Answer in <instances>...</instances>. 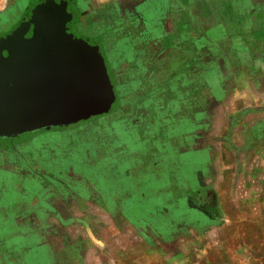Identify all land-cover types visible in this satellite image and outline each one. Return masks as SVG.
<instances>
[{"label":"crops","instance_id":"crops-1","mask_svg":"<svg viewBox=\"0 0 264 264\" xmlns=\"http://www.w3.org/2000/svg\"><path fill=\"white\" fill-rule=\"evenodd\" d=\"M157 6L132 67L165 88L160 143L98 182L0 159V264H264V0Z\"/></svg>","mask_w":264,"mask_h":264},{"label":"flooded vegetation","instance_id":"flooded-vegetation-1","mask_svg":"<svg viewBox=\"0 0 264 264\" xmlns=\"http://www.w3.org/2000/svg\"><path fill=\"white\" fill-rule=\"evenodd\" d=\"M46 1L51 0H18L12 2L8 11L0 13V38L9 35L17 27L31 20L34 12L39 9V5ZM55 3L59 10L66 8L67 14L69 15L65 19L67 32L72 34L74 38L80 39L75 32V28H78L87 38L94 39L98 34L103 35L104 42H101L100 45L93 44L90 47L100 48V51L103 52L104 61L108 62L107 72L113 76L114 101L112 107L108 112L92 115L87 119L74 123L50 125L49 127L46 126L34 131L17 133L10 136H0V138H6L12 142L32 133L57 132L63 134L69 130H73L75 126L93 123L94 120L111 114L113 118L111 124L112 129H114L113 135L110 138L108 137L109 135L99 136L97 133L98 140L96 144L100 152L98 153L96 150L98 154L95 160H91L92 150L82 145V143L88 145L92 139L88 141L83 136L79 142H71L66 146L67 148L68 146L74 147V149L78 145L79 147L82 146L81 152L84 153L86 160L84 158L81 165L77 161L79 166L71 165V167H66V169L62 167L57 171V176L52 175L51 172H47L41 177L44 182L55 181L53 177H60L62 179H68L69 181L71 179L74 180V178L84 177L88 180L98 182L99 175H101L98 168L110 161L113 154L124 153L127 157V153L130 150L128 149L129 146L134 143L148 142L143 138V130L150 132L149 143L151 142L153 146H157L160 143V132L166 133L165 126L167 127V120L163 117V111L161 110L162 107H165L163 106L164 103L161 97L162 93L165 92V88H156L152 81L138 85L136 81L138 73L132 67L134 64H138L140 66L139 74H141L146 69V65H149V60H146L148 62H145V65H143L144 60L137 56H140V54L144 53L150 47V43L146 40V37L149 36L150 25L153 23L151 21L155 19L158 22L162 9L157 6L159 0H113L111 3L103 2L100 4H91L88 0H55ZM73 9L74 13L72 12ZM152 17L154 18L152 19ZM156 23L154 25H157ZM88 28L94 30V33H87L86 29L88 30ZM154 44L161 48L164 43L159 41L154 42ZM119 67H123V69ZM171 128H169L170 131L173 130ZM108 133H111V131ZM123 135H127L131 143L124 141ZM50 146L41 151L50 150ZM8 149L10 150L7 151L9 154L15 155L8 163L17 164V167H22L23 162L19 160L21 155L18 156L16 153L18 148L10 147ZM52 152L55 153L53 149ZM0 159H3L1 155ZM28 165L33 166L37 164L31 163ZM29 166L26 165L27 168ZM94 167L97 172L92 169ZM38 173H40L39 170Z\"/></svg>","mask_w":264,"mask_h":264},{"label":"water","instance_id":"water-1","mask_svg":"<svg viewBox=\"0 0 264 264\" xmlns=\"http://www.w3.org/2000/svg\"><path fill=\"white\" fill-rule=\"evenodd\" d=\"M39 6L0 38V136L84 120L114 101L103 55L67 34L66 8Z\"/></svg>","mask_w":264,"mask_h":264},{"label":"rangeland","instance_id":"rangeland-1","mask_svg":"<svg viewBox=\"0 0 264 264\" xmlns=\"http://www.w3.org/2000/svg\"><path fill=\"white\" fill-rule=\"evenodd\" d=\"M16 1L18 0H0V13L4 11H8L10 6L12 5V2H16ZM112 1L113 0H88V2L91 4H100L103 2L111 3ZM72 12L74 13V9L72 10ZM65 15H66V18L69 17L67 13ZM75 32L77 36H79L82 44L91 46L93 44L100 45L101 42H104L103 35L101 34L100 35L98 34L97 37L95 36L94 39L93 38L91 39V38H87L86 36H84L85 34H82V32H80L78 28H75ZM86 32L91 34V33H94V30L88 28V30L86 29ZM67 34L74 38L72 34L68 32ZM98 52H100L101 54L103 53L100 51V48L98 49ZM103 62L105 63L106 68L108 69L107 67L108 62L107 61H103ZM107 76L111 82V86H113L112 85V81H113L112 74L111 75L108 74ZM112 122H113V118L111 117V114H110V115H105L104 117H101L100 119L94 120L93 123L75 126L73 130H69L63 134L57 133V132L39 133V134L32 133V134H28L24 136L22 139L15 140L12 142H10L6 138L5 139L0 138V147H1L0 155L2 156V158H4V156L6 157L8 156L9 161H11V159H13L15 155L13 156V154L12 155L9 154L7 152V151H10L8 148L17 147L18 152L21 155L19 157V160L23 162L22 164L23 166L25 165L26 167V165L29 166L28 164L36 163V164H39L42 169L46 170V172H51L52 175L57 176L56 174L57 171H59L62 167H65L66 169V167L69 168L71 167V165L79 166V164L81 165L83 163L82 161H84L85 156H84V153L81 152L82 146L79 147L78 145L75 149L74 147H70V146H68V148L66 147L71 142L73 143L76 141L79 142L83 136L88 141L92 139L88 143V145L83 144V143L82 145L83 147H89L92 150L91 160L92 161L95 160L98 154L96 151V148H97L96 142L98 140L97 133L99 134V136L109 135L108 137L111 138L112 137L111 135H113V130H114L112 129V126H111ZM109 131H111L112 134L108 133ZM123 136H124V141H128V143L129 142L131 143L127 135H123ZM134 145L136 144L134 143ZM49 146H50V150L41 151L42 149H45ZM131 147L132 145L129 146L128 149L132 150ZM52 149L56 154L52 152ZM77 161L79 162V164ZM145 161H148V160H145ZM112 163H113L112 160L108 161L107 163H104L100 168H98L99 172L101 174L107 173V170L108 168H111L110 164ZM23 166H22V169H23ZM92 169L95 172H97L95 167ZM37 189L40 190L41 186H39L37 183H34V182H31L28 184H26L25 182L24 188H23L24 192L29 194L30 196L31 194H34L37 191ZM222 261H223V257L217 256L215 258L216 264H222ZM226 261H227V258H226Z\"/></svg>","mask_w":264,"mask_h":264}]
</instances>
